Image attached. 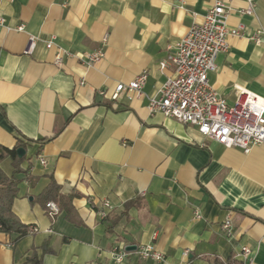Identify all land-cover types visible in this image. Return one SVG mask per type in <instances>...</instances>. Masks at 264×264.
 <instances>
[{
    "label": "crops",
    "instance_id": "crops-1",
    "mask_svg": "<svg viewBox=\"0 0 264 264\" xmlns=\"http://www.w3.org/2000/svg\"><path fill=\"white\" fill-rule=\"evenodd\" d=\"M249 1L253 14H239ZM216 2L244 35L227 38L209 83L228 104L234 86L264 97V0H0V147L25 149L29 178L19 175L12 212L38 230L17 241L0 231V264H29L34 252L41 264H264V145L224 148L151 113L145 97L111 100L143 71V93L154 96L173 72L159 63ZM257 31L260 45L249 40ZM59 49L73 56L57 66ZM97 49L103 58L86 65L80 57ZM0 169L10 176L11 158ZM50 177L58 196H75L53 218L45 205L58 197L41 196ZM149 243L163 262L134 250L115 261V246Z\"/></svg>",
    "mask_w": 264,
    "mask_h": 264
},
{
    "label": "built area",
    "instance_id": "built-area-1",
    "mask_svg": "<svg viewBox=\"0 0 264 264\" xmlns=\"http://www.w3.org/2000/svg\"><path fill=\"white\" fill-rule=\"evenodd\" d=\"M182 3L183 0H177ZM254 4L249 1L248 7L239 14L252 15ZM229 9L221 2L206 11L200 22H193L186 34L171 49L166 58L159 63L161 71L172 68V75L166 79L154 96H146L143 86L147 80V72L138 74L134 80L127 84H118L115 87L111 100L113 102L124 96L127 100L147 98L148 109L151 113H160L164 117L174 119L181 124L194 126L205 138L213 140L224 148H236L247 154L251 148L264 145V97L249 92L243 87L234 86V101L228 104L219 96L211 84L208 75L216 70L218 55L228 50L227 38L229 36L242 37V27L231 28L227 24ZM4 19L0 17V26ZM23 30L22 26L17 28ZM263 32L257 31L249 37L254 44L260 45ZM30 37L29 53L35 43ZM53 43L47 42L46 49L52 48ZM72 54L59 49L55 54V64L60 66L63 57ZM104 56L101 49L81 56L86 65L97 63ZM100 92V91H99ZM103 92H100L102 94ZM41 166L46 162L38 158ZM92 204V203H91ZM47 214L53 218L59 213L58 206L50 201L46 203ZM111 206L104 201L97 209L100 218L105 219ZM195 217L200 218L199 212ZM231 223L226 220L222 229L230 232ZM37 227L30 225L28 234L37 232ZM134 252L142 261L163 262L164 256L155 247L149 244L135 246ZM115 261L121 263L126 256V247L115 246L112 249ZM188 252H184L187 256ZM251 251L242 250L239 256L244 263L249 261Z\"/></svg>",
    "mask_w": 264,
    "mask_h": 264
},
{
    "label": "trees",
    "instance_id": "trees-1",
    "mask_svg": "<svg viewBox=\"0 0 264 264\" xmlns=\"http://www.w3.org/2000/svg\"><path fill=\"white\" fill-rule=\"evenodd\" d=\"M46 141L48 140L42 139L39 141V144H42ZM20 146L22 145L20 143H17L12 149L0 147V161H2V159H5L6 157L11 158L13 168L10 176H6L0 169V231L10 235H15L14 241H17L21 237L27 235L29 227L23 225L12 212V202L18 194V184H20L22 180L19 175H23L25 179L29 178L28 169L23 170L20 167L22 159L18 160L16 156L15 150ZM41 196L45 201H48L51 198L57 200L56 197H58L59 200L57 201L59 202V204L57 206L59 212L61 210V207L68 206L70 202L69 200L75 197L70 196L69 198H65L62 196H58V187L51 177L48 188L44 190ZM28 262L29 264H41V260L37 257L35 252L30 257H28ZM226 264L238 263L232 260L231 262L227 261Z\"/></svg>",
    "mask_w": 264,
    "mask_h": 264
},
{
    "label": "water",
    "instance_id": "water-1",
    "mask_svg": "<svg viewBox=\"0 0 264 264\" xmlns=\"http://www.w3.org/2000/svg\"><path fill=\"white\" fill-rule=\"evenodd\" d=\"M16 156L18 157V159H22L23 156L25 155V149L22 148V147H18L16 150ZM126 250L127 251H130V250H135V246H127L126 247Z\"/></svg>",
    "mask_w": 264,
    "mask_h": 264
}]
</instances>
